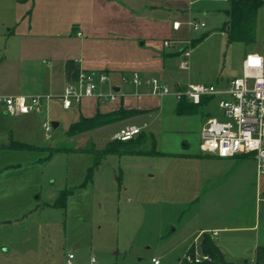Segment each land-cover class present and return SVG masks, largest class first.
Listing matches in <instances>:
<instances>
[{
    "label": "rangeland",
    "instance_id": "374dc122",
    "mask_svg": "<svg viewBox=\"0 0 264 264\" xmlns=\"http://www.w3.org/2000/svg\"><path fill=\"white\" fill-rule=\"evenodd\" d=\"M186 4L192 20L206 24L203 30L193 31L188 27L191 18L181 22L182 42L203 37L191 46L187 75L193 83L225 87L241 76L246 56L263 48L264 5L257 14L256 41L245 45L230 42L220 30L230 3L187 0ZM102 92L109 94L113 88L102 87ZM219 100L214 99L190 117L174 113L158 120L152 116L137 124L146 126L145 132L153 123L159 124L154 131L157 151L201 157L109 155L89 182L85 179L94 163L93 154L63 150L48 157L51 149L47 148L79 149L94 144L102 149L115 132L112 126L72 138L67 135L73 122L68 112L48 111L37 116L32 140L36 149L13 151L1 145L6 142L5 127L14 126V119L0 116V264H67L70 254L75 264H152L154 257L161 264H180L192 251L201 223L248 225L257 182L253 162L247 157L219 159L200 151L202 124L207 116L219 117ZM56 119L60 126L46 141L42 125L53 126ZM166 120L173 121V127L164 125ZM158 160L166 164L163 173L176 174L175 184L160 186ZM17 170L44 179L50 188L59 190L58 196L66 192V206L46 203L44 193L40 200L35 199L38 193L32 196L31 206L21 202V193H27L32 183L23 182ZM25 212L30 216L25 218ZM263 223L254 231H220L219 248L234 264H255L256 249L264 246Z\"/></svg>",
    "mask_w": 264,
    "mask_h": 264
},
{
    "label": "crops",
    "instance_id": "0c3cea01",
    "mask_svg": "<svg viewBox=\"0 0 264 264\" xmlns=\"http://www.w3.org/2000/svg\"><path fill=\"white\" fill-rule=\"evenodd\" d=\"M186 2L187 0H0V96H53L43 114L57 110L68 112L70 114L67 113V116L72 119V123L82 117L90 118L98 113L110 114L121 108L144 112L112 126L115 131L124 123L137 125L152 116L156 120L172 117L178 104L174 96L152 95L148 87L135 86L131 78L134 73H138L142 79L157 78L174 90L179 83L182 86L189 83L202 84L193 83L187 75L189 70L180 68V51L183 47L180 42L185 38L184 30L182 24L179 30H174L173 22L184 23L187 18L193 19L187 14ZM171 39L176 40L174 46L164 47V42ZM176 43L178 47H175ZM82 72L105 73L109 81L104 90L111 86L118 93L117 98L113 101L87 98L78 107L64 109L59 97L68 84H77ZM2 115L8 116L0 113L1 117ZM37 116L39 115L28 114L12 117L15 125L8 128L6 125V142L1 147L13 151L34 150H17L11 147L14 143H19L36 149L32 140ZM190 116L193 115H185ZM54 124V129L59 128L57 119ZM165 124L173 127V121L166 120ZM158 126L156 122L151 125L149 133L154 137ZM44 139L46 140L45 134ZM48 157H51L49 153ZM153 157L166 159L169 156ZM158 161L161 162H158L156 175L161 178L158 181L160 186L165 188L169 184H175L173 178L176 174L163 173L162 168L166 164L164 160ZM17 172L23 182L31 180V186L34 184L33 189L30 186L27 193L20 192L21 202H27L31 206L30 201L36 193V200H40L44 193L46 203L56 202L59 190L55 186L50 188L42 178H31L28 173ZM151 178H155V173ZM256 189L257 182L255 195ZM251 209L252 219L243 227L217 226L216 221L201 223L192 248L201 250L200 244L204 242L205 234L211 236L219 248V232L222 230H257L260 223L256 217L255 198ZM28 216L30 215L25 212L24 217ZM219 249L228 261L233 262L225 251ZM74 262L73 256L72 264Z\"/></svg>",
    "mask_w": 264,
    "mask_h": 264
},
{
    "label": "built area",
    "instance_id": "2783aa9c",
    "mask_svg": "<svg viewBox=\"0 0 264 264\" xmlns=\"http://www.w3.org/2000/svg\"><path fill=\"white\" fill-rule=\"evenodd\" d=\"M216 1V0H211ZM188 26L193 31H201L206 27L204 22L192 20ZM180 22H173V29L179 30ZM183 46L180 55V68L188 71L192 42H180ZM174 42L165 41L164 47L170 48ZM109 78L105 73L82 72L77 84H68L59 97L64 109L80 106L87 98L102 101H113L117 98L114 91L106 94L102 87L108 84ZM135 86H146L152 95L158 97L174 96L179 102L186 100L193 105H201L204 100L208 103L220 98L219 117H208L200 130V151L219 159L247 157L255 164L257 189L255 195L256 217L259 223L264 221V45L260 53H250L243 62L240 77L232 79L227 86L219 88L215 85L186 84L176 85L172 89L157 78L142 79L138 73L131 78ZM50 95L33 96H0V113L11 117L28 114L41 115L47 104L53 99ZM46 140L51 139L54 129L49 123L42 125ZM146 126L133 123L122 124L111 136L112 141L127 142L145 131ZM264 229V223L262 224ZM216 235V233H214ZM73 255L68 256L67 264H72ZM190 263L209 261L210 257L195 248L193 255H187ZM91 263H95L92 259ZM152 264H161L157 258Z\"/></svg>",
    "mask_w": 264,
    "mask_h": 264
},
{
    "label": "trees",
    "instance_id": "16d2710c",
    "mask_svg": "<svg viewBox=\"0 0 264 264\" xmlns=\"http://www.w3.org/2000/svg\"><path fill=\"white\" fill-rule=\"evenodd\" d=\"M26 1V0H20ZM264 5V0H231L229 7L225 13L227 20L221 27V32L224 33L230 42H239L245 45H250L256 41L257 32V14L260 7ZM203 40V37L198 40L192 41L194 47L197 42ZM208 104L207 100H204L201 105H193L186 100L178 102L175 109V114L178 116L196 115L200 109ZM144 112L137 110H127L124 108L119 109L110 114H96L93 117H82L78 121L72 123L67 129V135L75 138L90 132L97 131L99 129L114 126L132 118H135ZM209 117V116H207ZM147 142L150 143L148 148ZM12 148L17 150H31L35 149L32 146L14 143ZM156 139L152 133L143 131L136 138L127 141H112L110 140L102 149H97L94 144L84 149H61L54 148L49 151V156L59 151H72L80 153H91L94 155V163L88 169L86 175V182L92 180L94 172L101 164L102 160L109 155L116 156H169V157H186L197 158L199 155H175L164 154L156 149ZM66 192H62L57 198L54 206L64 208L66 206ZM201 253L210 257L209 261H203L201 263H190L187 261L186 256L180 264H234L228 261L221 250L216 245L215 241L208 234L204 235V242L200 244ZM194 254V248L188 252V255ZM248 264V263H245ZM255 264H264V246H260L256 249Z\"/></svg>",
    "mask_w": 264,
    "mask_h": 264
},
{
    "label": "water",
    "instance_id": "95a60500",
    "mask_svg": "<svg viewBox=\"0 0 264 264\" xmlns=\"http://www.w3.org/2000/svg\"><path fill=\"white\" fill-rule=\"evenodd\" d=\"M53 127H55V124H53Z\"/></svg>",
    "mask_w": 264,
    "mask_h": 264
}]
</instances>
